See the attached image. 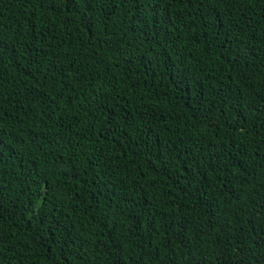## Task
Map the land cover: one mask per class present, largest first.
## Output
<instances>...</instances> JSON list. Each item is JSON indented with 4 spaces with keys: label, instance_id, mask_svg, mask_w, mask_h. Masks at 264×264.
<instances>
[{
    "label": "trees",
    "instance_id": "16d2710c",
    "mask_svg": "<svg viewBox=\"0 0 264 264\" xmlns=\"http://www.w3.org/2000/svg\"><path fill=\"white\" fill-rule=\"evenodd\" d=\"M0 264H264V0H0Z\"/></svg>",
    "mask_w": 264,
    "mask_h": 264
}]
</instances>
